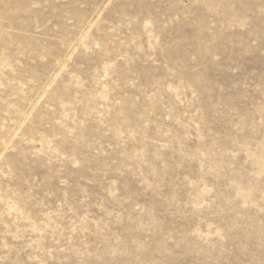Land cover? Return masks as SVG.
Masks as SVG:
<instances>
[{"label": "rangeland", "instance_id": "1", "mask_svg": "<svg viewBox=\"0 0 264 264\" xmlns=\"http://www.w3.org/2000/svg\"><path fill=\"white\" fill-rule=\"evenodd\" d=\"M0 264H264V0H0Z\"/></svg>", "mask_w": 264, "mask_h": 264}]
</instances>
